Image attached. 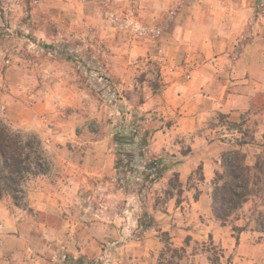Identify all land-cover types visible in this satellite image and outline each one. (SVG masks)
Listing matches in <instances>:
<instances>
[{
    "label": "crops",
    "instance_id": "crops-1",
    "mask_svg": "<svg viewBox=\"0 0 264 264\" xmlns=\"http://www.w3.org/2000/svg\"><path fill=\"white\" fill-rule=\"evenodd\" d=\"M174 1L144 3L152 9L147 21L152 24V59L164 52L169 55L162 68V73H168L163 75L162 95L152 93L144 104L149 117L161 118V126L152 122L155 131L145 157L155 156L164 168V190L171 174H177L181 192L170 196L164 211H152L158 221L144 237L122 244L124 209L117 208L113 226L103 219L109 213L103 201L106 193H100L101 207L94 209L88 191L113 181V151L107 140L79 143L77 149L72 147L78 153L84 146L80 159L52 158L51 171L28 183L26 207L16 206L10 196L0 199V264H78L103 258V249L114 242L116 251H110L107 264H159L160 233H168L175 248L185 249L180 264H213L210 252L199 249L208 244L221 250L217 264H264V234L256 231L253 222L248 225V220L222 225L212 213L210 198L211 182L224 153L240 150L252 166L264 151V0H198L191 13L186 6L165 13L174 8ZM89 20L98 21L96 16ZM133 23L141 25L146 20L136 18ZM127 36L119 33L117 39ZM143 50L150 51L140 45L131 52L142 55ZM101 64L100 70L111 80L103 93L117 96L120 92L122 99H131V93H122L133 81L126 75L128 66ZM116 74L122 80L115 79ZM41 99L33 106L38 110L49 98ZM154 99H161L160 108ZM249 118L256 120L250 127ZM245 135L254 141L244 144ZM47 153L51 156L48 149ZM56 173L52 184L48 175ZM115 197L123 203L119 188ZM79 199L88 200L79 206ZM245 226L246 230L235 233V227Z\"/></svg>",
    "mask_w": 264,
    "mask_h": 264
},
{
    "label": "rangeland",
    "instance_id": "rangeland-1",
    "mask_svg": "<svg viewBox=\"0 0 264 264\" xmlns=\"http://www.w3.org/2000/svg\"><path fill=\"white\" fill-rule=\"evenodd\" d=\"M147 1L0 0V118L14 130L39 135L50 158L55 160L59 157L80 159L84 146L75 153L80 144L108 141L115 158L113 181L96 184L88 191L92 195L94 209L101 207L100 193H106L103 201H106L109 213L104 214L103 219L109 224L115 226L117 208L124 209L121 229L124 233L122 244L125 245L144 237L150 231L152 221L157 224L152 211L165 210L168 194L181 192L175 174H171L168 189L164 190L161 183L164 168L157 166L154 169L157 158L145 157L149 138L155 131L152 122L159 126L161 118L156 117L155 120L149 117L144 104L152 98V93L162 95L163 75L166 77L168 74L165 70L163 74L162 68L169 58L164 52L152 59V24H147L152 9L144 4ZM175 1L174 8L165 13L176 12L177 6H186L189 12L193 11L194 3L198 0ZM207 7L213 10L209 5ZM209 12L206 11V14ZM95 16L97 22L89 20ZM136 18L142 22L146 20V23L134 24ZM119 33L127 34V39H117ZM121 42L128 45V49H124ZM140 45L150 51L146 53L143 50L142 55L133 56L131 51ZM107 61L128 66L125 67L126 75L133 81L127 88L129 90L122 93L124 95L128 91L131 99H122L118 96L120 92L117 96L103 93L111 81L100 70L101 63ZM115 79L122 80V76L116 74ZM6 94L9 99H5ZM12 97L14 99H10ZM37 98H49L42 101L45 105L40 110L33 107L37 104ZM154 101L160 108L161 99ZM249 120L251 123L248 127L256 121L253 118ZM118 135L125 151L122 154L120 141H116ZM144 141L147 145H144ZM121 161L122 166L118 167ZM48 176L52 183L58 174ZM55 185L58 186L57 181ZM65 186L69 188L68 184ZM117 188L124 196L123 203L115 197ZM26 199L24 196L21 208L26 207ZM86 200L79 199V206H83ZM263 205L260 199L252 198L240 211L239 219L246 223L248 220V225L253 222L255 226V218L258 211L264 210ZM238 217L233 218L230 224L234 226ZM109 228L114 232V228ZM110 236L115 237L114 234ZM159 237L161 242L165 239L161 233ZM114 247L116 242L103 249V258L81 260L78 264L110 263V251H116ZM163 248L164 244L160 255ZM199 249L208 250L213 262L222 255L221 250L211 244ZM99 254L94 252L95 256ZM170 256L165 253V264Z\"/></svg>",
    "mask_w": 264,
    "mask_h": 264
},
{
    "label": "trees",
    "instance_id": "trees-1",
    "mask_svg": "<svg viewBox=\"0 0 264 264\" xmlns=\"http://www.w3.org/2000/svg\"><path fill=\"white\" fill-rule=\"evenodd\" d=\"M119 138L118 135L116 141H120ZM252 141L254 137L249 140L246 136L243 143H252ZM143 143L147 145L146 141ZM120 147L122 154L125 151L121 141ZM140 156L143 158V153ZM158 163L157 159L154 169L159 166ZM119 166H122V161L118 163ZM51 169L52 161L43 140L36 134L14 130L0 118V199L10 196L15 205L20 207L28 183L34 178L47 175ZM174 176L176 184L178 183L181 189L177 174ZM211 186L212 213L224 226L238 217L240 211L252 198H258L264 203V153L257 155L252 166L246 163V154L240 150L224 153L221 158V168L215 173ZM171 195L168 194V199ZM246 228L247 226L235 227L234 231L238 235ZM255 228L257 232L264 234V210L258 211ZM161 234L165 239L162 241L164 248L159 264H165L163 261L165 253L171 254L166 264H180L185 249L175 248L168 233Z\"/></svg>",
    "mask_w": 264,
    "mask_h": 264
}]
</instances>
